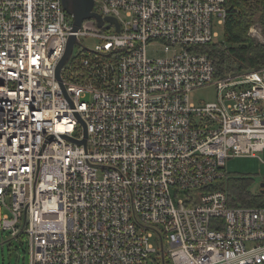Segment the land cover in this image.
Segmentation results:
<instances>
[{"label": "built area", "instance_id": "2783aa9c", "mask_svg": "<svg viewBox=\"0 0 264 264\" xmlns=\"http://www.w3.org/2000/svg\"><path fill=\"white\" fill-rule=\"evenodd\" d=\"M93 1L75 33L63 0H0V231L30 264H264V206H230L225 171L264 151V69L203 52L228 0Z\"/></svg>", "mask_w": 264, "mask_h": 264}, {"label": "trees", "instance_id": "16d2710c", "mask_svg": "<svg viewBox=\"0 0 264 264\" xmlns=\"http://www.w3.org/2000/svg\"><path fill=\"white\" fill-rule=\"evenodd\" d=\"M224 39L203 49L215 62L216 77L264 69V42L250 35L258 27L264 36V0H228ZM252 180L228 175L226 191L232 207H263L264 195L251 191ZM166 264H172L166 260Z\"/></svg>", "mask_w": 264, "mask_h": 264}, {"label": "rangeland", "instance_id": "374dc122", "mask_svg": "<svg viewBox=\"0 0 264 264\" xmlns=\"http://www.w3.org/2000/svg\"><path fill=\"white\" fill-rule=\"evenodd\" d=\"M219 39L217 43L224 39V29L219 28ZM250 35L257 42H264V36L258 27L251 28ZM82 44L88 49H95L100 44V39L95 37H82ZM81 46L75 48V54H79ZM148 55L152 59L165 56L164 46L152 44L147 49ZM191 100L196 105L213 103L217 101L216 88L210 86L194 92ZM225 171L228 175L246 177L252 180L251 191L260 192L261 184L264 182V151L257 157L233 158L226 162ZM0 264H30L29 241L26 238H12L8 232L0 231Z\"/></svg>", "mask_w": 264, "mask_h": 264}, {"label": "water", "instance_id": "95a60500", "mask_svg": "<svg viewBox=\"0 0 264 264\" xmlns=\"http://www.w3.org/2000/svg\"><path fill=\"white\" fill-rule=\"evenodd\" d=\"M63 6L66 12L73 16L75 19L74 22V32L77 33L82 27V24L86 20H91L93 18L97 19L99 27H103L105 23V19H103L100 15L96 14L93 12L94 8V1L93 0H63ZM110 23H117V21L113 18H107L106 19ZM77 44V38L75 36H72L70 38L67 52L63 58V60L60 62L58 69H57V78L61 82V86L63 88V91L65 92V89L62 84V79H61V70L63 67L67 64L69 61L74 47ZM79 145L85 144V141L79 142ZM261 193L264 195V182L261 184Z\"/></svg>", "mask_w": 264, "mask_h": 264}, {"label": "bare ground", "instance_id": "6f19581e", "mask_svg": "<svg viewBox=\"0 0 264 264\" xmlns=\"http://www.w3.org/2000/svg\"><path fill=\"white\" fill-rule=\"evenodd\" d=\"M62 87V86H61ZM64 87V86H63ZM63 89V88H62ZM65 89V88H64ZM261 191H262V189H261Z\"/></svg>", "mask_w": 264, "mask_h": 264}]
</instances>
